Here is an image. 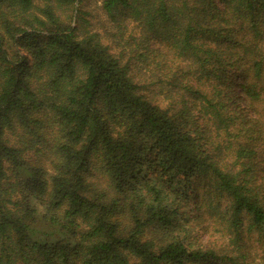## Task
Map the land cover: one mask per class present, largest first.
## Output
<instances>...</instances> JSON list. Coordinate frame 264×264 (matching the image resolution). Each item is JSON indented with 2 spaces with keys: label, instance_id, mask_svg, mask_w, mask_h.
I'll list each match as a JSON object with an SVG mask.
<instances>
[{
  "label": "trees",
  "instance_id": "1",
  "mask_svg": "<svg viewBox=\"0 0 264 264\" xmlns=\"http://www.w3.org/2000/svg\"><path fill=\"white\" fill-rule=\"evenodd\" d=\"M79 1L0 0V264H264V0H102L172 107Z\"/></svg>",
  "mask_w": 264,
  "mask_h": 264
},
{
  "label": "rangeland",
  "instance_id": "2",
  "mask_svg": "<svg viewBox=\"0 0 264 264\" xmlns=\"http://www.w3.org/2000/svg\"><path fill=\"white\" fill-rule=\"evenodd\" d=\"M77 7L80 8V18H76L75 21L71 22L73 26H76V35L79 37L85 32H97L103 42L111 45V50L114 53L118 54L123 61H129L132 68L131 73L135 81L141 83L142 86L146 85L142 91L159 105L163 107L171 106L172 98L166 96L167 85L155 82L157 77L161 76L163 78L164 76L157 69L148 68L147 62H140L137 58L134 59L135 50L131 48L129 43L125 42L126 39H129V35H139L140 29L137 23L126 16L119 27L117 22L113 21V18L102 7V0H80L77 3ZM118 15L121 16V13H118L116 17ZM157 39L155 38V41ZM179 104L175 105L179 107ZM190 128H193L192 123L190 124ZM199 192L200 197L201 195L206 198L217 196L212 191L209 192L206 185L202 187L197 186L194 194ZM224 224L225 222L223 221H210L204 228L199 229V235H201L206 245L214 247L218 251L223 250V246H226L229 237L223 233ZM225 238H227L226 243L224 242ZM249 246H251V242H249Z\"/></svg>",
  "mask_w": 264,
  "mask_h": 264
}]
</instances>
